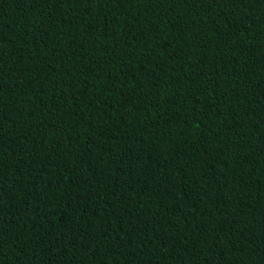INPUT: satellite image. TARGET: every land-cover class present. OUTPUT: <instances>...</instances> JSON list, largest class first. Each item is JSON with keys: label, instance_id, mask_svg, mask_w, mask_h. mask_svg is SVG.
Instances as JSON below:
<instances>
[{"label": "trees", "instance_id": "obj_1", "mask_svg": "<svg viewBox=\"0 0 264 264\" xmlns=\"http://www.w3.org/2000/svg\"><path fill=\"white\" fill-rule=\"evenodd\" d=\"M0 264H264V0H0Z\"/></svg>", "mask_w": 264, "mask_h": 264}]
</instances>
